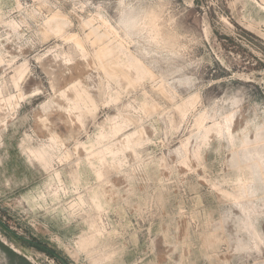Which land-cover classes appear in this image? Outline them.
Masks as SVG:
<instances>
[{
  "label": "rangeland",
  "instance_id": "rangeland-1",
  "mask_svg": "<svg viewBox=\"0 0 264 264\" xmlns=\"http://www.w3.org/2000/svg\"><path fill=\"white\" fill-rule=\"evenodd\" d=\"M0 264H264V0H0Z\"/></svg>",
  "mask_w": 264,
  "mask_h": 264
},
{
  "label": "bare ground",
  "instance_id": "bare-ground-1",
  "mask_svg": "<svg viewBox=\"0 0 264 264\" xmlns=\"http://www.w3.org/2000/svg\"><path fill=\"white\" fill-rule=\"evenodd\" d=\"M64 95V94H63ZM229 130V129H228ZM227 130V131H228ZM230 135V134H229ZM96 138V137H95ZM128 136H125V140L127 142ZM101 139V138H99ZM56 140V139H55ZM86 145V144H85ZM90 146V144H89ZM29 156L33 157L34 159H37L38 161L42 162L45 164L46 167L49 166V154L45 151H40V150H34L31 149L29 150ZM47 180V179H46ZM98 191V190H97ZM93 193V192H92ZM36 199V198H35ZM82 201V200H81ZM105 204V203H104ZM100 205V204H99ZM100 233V232H98Z\"/></svg>",
  "mask_w": 264,
  "mask_h": 264
},
{
  "label": "trees",
  "instance_id": "trees-1",
  "mask_svg": "<svg viewBox=\"0 0 264 264\" xmlns=\"http://www.w3.org/2000/svg\"><path fill=\"white\" fill-rule=\"evenodd\" d=\"M39 246V245H38ZM39 247H41V246H39ZM41 248H44V247H41Z\"/></svg>",
  "mask_w": 264,
  "mask_h": 264
}]
</instances>
